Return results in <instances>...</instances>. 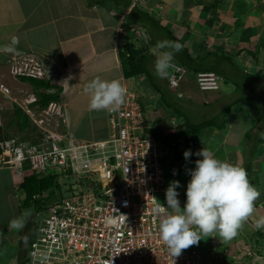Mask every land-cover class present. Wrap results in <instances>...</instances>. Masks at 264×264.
<instances>
[{
  "label": "crops",
  "instance_id": "crops-1",
  "mask_svg": "<svg viewBox=\"0 0 264 264\" xmlns=\"http://www.w3.org/2000/svg\"><path fill=\"white\" fill-rule=\"evenodd\" d=\"M133 3V0H0V86L8 87L15 97L23 96L25 91L35 94L33 85L14 77L9 67L13 54H34L49 73L46 80L62 87L60 103L65 114L60 130H68L75 137L74 132L79 138L77 134L81 133L72 130V122L91 127L93 137L80 138L88 141L106 139L112 131L108 111L89 109L90 96L84 91L85 86L99 77L119 79L122 84L136 89L147 124L146 132L162 139L166 176L162 199L166 204V190L171 182L179 181L178 199L181 208L184 207L191 179L188 170L195 168L197 159H202L196 153L203 148L220 160L244 167L249 180L261 193L253 215L233 239L223 241L214 234L203 237L198 245L188 249H198L209 258L212 255L214 264L225 262V259L220 261L218 255L221 258L229 255V264L240 263L239 259H234L236 256L246 260L245 255L251 256L253 252L261 256V249L254 248L251 253V247L264 241V228L255 224L264 217V143L258 144L264 129L260 130L259 120L246 123L240 107L245 101L258 99L257 87L264 96V0H137L135 5ZM126 27L143 31L142 38L134 40L123 33L121 28ZM166 29L183 45L173 61L181 63L182 60L203 68L218 67L221 60L225 61L220 67L228 79H233L231 93L235 95L238 91L240 95L227 97L220 109L208 114L202 107L207 109L226 95L221 87L201 90L190 70L177 89L170 87L169 78L154 76V63L162 51L155 45L157 41L171 40ZM127 41L146 48V71L131 78L124 75L120 55ZM235 75L237 79L233 78ZM7 104L13 109L16 105L0 90V119ZM193 113L199 115V122L192 121ZM215 118L218 123L203 128L196 147L186 142L177 144L163 140L181 124L197 125ZM257 123L259 129H254ZM0 125L3 126V122ZM188 150L192 156L186 160L184 153ZM22 182L11 168L0 164V201L4 195L8 197L11 190L17 198L19 191H24L20 188ZM25 197L26 194H22L19 207ZM7 206L12 208L13 204L8 201ZM3 220L0 216V245L10 242L11 246L7 249L6 261L0 264L13 261L20 264L26 249L21 241L26 230L10 236V229Z\"/></svg>",
  "mask_w": 264,
  "mask_h": 264
},
{
  "label": "built area",
  "instance_id": "built-area-1",
  "mask_svg": "<svg viewBox=\"0 0 264 264\" xmlns=\"http://www.w3.org/2000/svg\"><path fill=\"white\" fill-rule=\"evenodd\" d=\"M133 1L135 5L137 0ZM121 31L134 40L143 35L131 27ZM173 63L169 84L177 89L189 70ZM9 67L16 78L49 76L32 53L13 54ZM194 77L205 91L218 90L225 80L212 71H199ZM125 86V104L118 112H109L112 132L106 139L92 141L60 130L65 114L60 102L52 101L46 108L31 106L36 94L25 91L15 97L8 87L0 86L37 127L27 139L16 133L0 140V164L22 181L30 175L58 174L62 185L61 197L46 204L29 247V264H41L44 256L45 264H213L198 249L172 257L160 238L156 208L167 207L159 200L166 183L162 142L146 132L139 92ZM49 195L46 190L33 199L45 202Z\"/></svg>",
  "mask_w": 264,
  "mask_h": 264
},
{
  "label": "clouds",
  "instance_id": "clouds-1",
  "mask_svg": "<svg viewBox=\"0 0 264 264\" xmlns=\"http://www.w3.org/2000/svg\"><path fill=\"white\" fill-rule=\"evenodd\" d=\"M161 49L154 63V76L167 79L170 69H175L174 56L183 50L177 41L162 40L155 45ZM84 91L89 94V109L93 111L118 112L126 102L127 88L119 79L91 80ZM195 168L189 169L191 179L187 185L186 203L181 208L179 181H173L166 190L167 207L157 206L160 216L159 235L172 257H178L183 250L198 245L205 236H218L230 241L244 226L255 211V202L260 191L251 183L247 170L216 158L208 149L196 153ZM192 156L191 150L185 151L186 160ZM167 209L168 211H165ZM26 214L30 215V212ZM256 227L264 228V217L255 221ZM10 227L21 230L23 216L10 221ZM47 257L41 258L45 264Z\"/></svg>",
  "mask_w": 264,
  "mask_h": 264
},
{
  "label": "trees",
  "instance_id": "trees-1",
  "mask_svg": "<svg viewBox=\"0 0 264 264\" xmlns=\"http://www.w3.org/2000/svg\"><path fill=\"white\" fill-rule=\"evenodd\" d=\"M167 33L170 35L171 40L177 41L181 43L179 39H177L173 34L167 30ZM146 51L145 47H137L133 41H127L124 46V50L120 51L124 75L127 78H131L134 76H138L140 74H144L146 71V60L144 59V53ZM192 58V57H191ZM220 59H222L220 57ZM180 64L185 65L186 68L192 71L193 75L198 73L199 71H212L218 73L224 77V82H227L228 79L227 73H224L223 68H221V64H225L226 62L222 60L221 63H218V67H195L192 63L184 62L180 60ZM47 79V78H46ZM46 79H37L33 77H22V80L28 83H31L34 87L35 94L37 100L31 106H39L40 108H46L50 102L57 101L60 102V97L62 93V87L53 85L50 81ZM195 79V77H194ZM196 81V80H195ZM43 89V90H42ZM220 89V88H219ZM14 117L9 121L7 125H0V140L10 137L13 134L21 133L23 139H27L30 135V132H34L37 130V127L34 125L29 115L24 111L22 107L18 104L14 105ZM211 123H218V119H214L213 121H207L200 124H192V123H184L181 124L176 131L168 133L167 137H165L164 141H173L174 143L186 142L192 147H196L200 138V133L203 128L211 125ZM14 125L15 128L9 129L10 126ZM14 130V131H13ZM160 141H162L159 136L157 137ZM264 143V132H262L260 136V142L258 144ZM1 153V148H0ZM20 188L25 191L26 197L23 201L22 208H26L28 212L41 213L45 212L46 204L52 200L61 197L62 185L59 181L58 174H49L46 176H37L30 175L25 177L24 181L20 184ZM50 190V195L46 197L45 202L42 199H33V196L41 193L43 191ZM24 218V217H23ZM39 223H32V217L26 222V234L22 237V242L26 247L25 252L23 254L22 260L20 264H29V259L27 256L28 248L31 244V241L36 235L37 228Z\"/></svg>",
  "mask_w": 264,
  "mask_h": 264
},
{
  "label": "rangeland",
  "instance_id": "rangeland-1",
  "mask_svg": "<svg viewBox=\"0 0 264 264\" xmlns=\"http://www.w3.org/2000/svg\"><path fill=\"white\" fill-rule=\"evenodd\" d=\"M233 78L237 79L236 75ZM233 83H234L233 79L230 82L223 83L222 86H221V91H223V93H225L226 95H223L222 98L218 99L214 104L210 105L207 109L204 108V107H202V109L206 110L208 112V114H211L216 109L218 110V109L221 108V104L225 102V99H227V97L232 98V96L235 97V96L240 95L238 91H237V93H235V95H233L231 93V90H232V87H233ZM262 92H263L262 89H260V87H257V89L255 90V93H257V96H258V99L255 101L257 103H255L254 101H252V102L251 101H245L243 106L240 107V109H243L242 111H243L244 115H242V117H244V119H246V123L249 122V121L250 122L251 121L254 122V120H256V121L259 120L260 125L257 123L256 127L254 126V129L255 128L259 129L260 128V130L262 128L264 129V96L262 97V95H263ZM260 96L262 98H260ZM19 101H20V98H19ZM9 106L10 105L7 104V106L3 110V113L1 114L0 122L1 123L3 122L4 126L7 125L9 123V121L14 117V115H13L14 114V112H13L14 109H13V107L9 108ZM191 118H192V121H194V122H199L200 121L199 120L200 119L199 115H196L195 113H193ZM258 125H259V128L257 127ZM71 126H72V130H74L75 132L79 131L81 133V135L76 133L78 136H81L82 138H91V137H93V131H92L91 127L87 128L83 124L81 126L80 125H75L73 122L71 123ZM13 128H15L14 125L10 126L9 129H13ZM73 134L76 137L74 132H73ZM260 134H262V132ZM81 137H79V138L76 137V138L79 139V140H84V139H80ZM259 140H260V138H259ZM62 183H63V190L64 189L66 190L65 181L63 179H62ZM7 190H11V189L7 188ZM17 193H18V191H17ZM22 194H23V196L25 195L24 191L20 190L18 197L15 198L14 195H12V190H11L10 195L8 197L6 195H4L3 196V200L0 201V213H1L0 216L4 218L3 221L6 222L5 225H7V228L10 229V236H14V237H15L16 233L20 232V230H16V229H13V228L10 227V221L11 220H13L14 218H21L23 216L24 217L23 218L24 227L22 229L26 230L25 229V224H26L27 220H29L32 217V223L33 224H35V223L38 224V223L41 222V220L43 219L44 214H45V212H41L40 214L39 213H35V212H30V215L26 214L28 212L27 209L26 208H22V205H20V207L18 206V203L21 202V200H22ZM162 196H163V194L159 195V200L162 201V202H165L162 199ZM5 197H6V200H5ZM8 201L10 202L11 205L13 204L12 208H8V206H7L8 205ZM6 219L8 220V222H7ZM7 223H9V224H7ZM3 233L4 234L6 233L5 229H3ZM13 241L14 240L12 239V242ZM9 246H11L10 242H8V243L5 242L3 245H0V263L1 262L3 263V262L6 261L7 256H8V253H6V252H7V249L9 248ZM252 246L253 247H251V253L253 252V249L256 248V249H261L262 250V255L260 256V255H257V254H255L253 252L251 256H249L248 254L245 255V256H247V260L245 258L243 259V256H242L241 259L238 258V256H236V258H234V259H239L240 260L239 264H247L248 261H251L250 264H264V241L262 243L258 244V245H255V246L252 245ZM205 256H207V255H205ZM218 257H220L219 258L220 261L225 259V262H222V264L223 263L224 264H227V263L229 264V262L227 261L228 258L230 257L229 255L228 256L226 255L223 258H221V256L218 255ZM211 258L213 259L212 255H211ZM16 263H17L16 261H13L11 264H16Z\"/></svg>",
  "mask_w": 264,
  "mask_h": 264
},
{
  "label": "water",
  "instance_id": "water-1",
  "mask_svg": "<svg viewBox=\"0 0 264 264\" xmlns=\"http://www.w3.org/2000/svg\"><path fill=\"white\" fill-rule=\"evenodd\" d=\"M114 184H115V181H113L112 185H114Z\"/></svg>",
  "mask_w": 264,
  "mask_h": 264
}]
</instances>
